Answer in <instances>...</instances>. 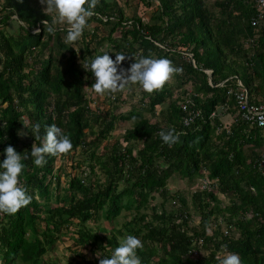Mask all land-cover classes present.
Wrapping results in <instances>:
<instances>
[{
    "label": "trees",
    "instance_id": "16d2710c",
    "mask_svg": "<svg viewBox=\"0 0 264 264\" xmlns=\"http://www.w3.org/2000/svg\"><path fill=\"white\" fill-rule=\"evenodd\" d=\"M155 1L154 20L149 23L137 15L125 16L117 0H98L81 37L69 45L65 24H55V30L48 31L55 15H47L39 0H0L1 24H10V30L0 29V159L7 145L22 157L28 154L19 183L31 196V202L14 214L0 211L3 264H59L45 258L58 233L68 234L74 245L93 256L97 251L110 255L119 245L118 236L122 240L135 235L143 244L137 249L142 264H218L216 258L224 252L238 253L242 264H264V222L258 220L264 218V172L258 165L264 128H249L233 120L235 101L227 94L239 79L252 101L264 102L257 99L264 95V26L257 28L261 33L250 44L247 37L256 32L250 24L255 13L250 0ZM92 21L108 23L107 34L100 37L96 31L89 32ZM37 26L39 31L32 33ZM93 42L104 44V49L98 50ZM104 51L113 58L116 52H125L128 58L121 62L125 68L144 55L168 58L181 70L151 93L138 83L106 91L103 98L108 108L101 111V100L92 88L95 77L83 66ZM184 53L191 54L194 62ZM132 87L144 97L116 114L108 102L120 101ZM183 100L202 112L190 126L182 123L185 112L179 102ZM223 103L227 108L222 111ZM155 109L162 120L151 121L145 115V111L153 115ZM214 110L216 115L210 118ZM119 119L130 121L131 126L120 140H114L108 153L97 152ZM225 121L229 130L217 131ZM35 124L40 125L36 138L31 132ZM51 124L71 138L72 149L46 155V162L36 166L31 147L43 142ZM171 128L179 139L169 146L159 132ZM21 130L28 136L24 141L18 135ZM86 133L91 137L88 141ZM84 146L87 156L71 164L82 168L86 161L84 175L65 174L61 161ZM96 169L103 178L88 182V174ZM203 172L214 182L211 188L194 190L191 205L187 197L169 193L167 181L173 175L190 183ZM63 173L68 178L61 184ZM51 183L65 193H53ZM214 187L223 197L210 190ZM53 194L61 205H50ZM250 210L252 217H245ZM99 216L112 223L121 220V225L114 224L111 230L85 226ZM194 216L198 224L191 223ZM226 221L239 231L237 237L223 232ZM75 222L77 229L71 230ZM211 222L215 228L209 233ZM199 239L206 253L197 252L194 257ZM77 256L80 261L67 263L99 264L100 258Z\"/></svg>",
    "mask_w": 264,
    "mask_h": 264
},
{
    "label": "clouds",
    "instance_id": "9594fccd",
    "mask_svg": "<svg viewBox=\"0 0 264 264\" xmlns=\"http://www.w3.org/2000/svg\"><path fill=\"white\" fill-rule=\"evenodd\" d=\"M97 2L98 0H42V3L46 5L44 8L45 13L47 15L55 14L54 20L49 24L48 31L53 32L55 24H65L67 26L65 42L71 45L72 42L81 37L88 18L94 15ZM14 17L16 18V16ZM38 31V26L32 29V33ZM127 58L128 56L125 52H116L113 58L109 55V51H104L103 54L89 59L83 67L95 77L92 88L96 93L115 92L130 83H138L144 91L151 93L160 89L172 73L181 70L174 67L168 58H153L144 55H141L138 59L134 57V62L128 68H125L121 65V62ZM143 97V93H137L132 102L137 105ZM39 130V124L33 125L31 132L36 134L35 138L39 136ZM159 136L169 146L179 139V133L174 128L167 131L161 130ZM72 146L71 138L59 126L51 124L46 129L43 142L39 145H32L30 154L34 158V165L42 166L46 162V155L67 153L72 149ZM3 152L4 158L0 159V211L14 214L21 207L31 202V196L27 189L19 183L20 174L25 167L22 161L27 159L28 154L26 153L22 157L20 152L12 145H7ZM204 175L207 176L205 172H203L202 177ZM198 180L193 181L196 186ZM197 188L198 191H202L199 187ZM214 192L217 193V191ZM223 225L226 226L225 230L227 233L233 234L234 228L231 223L226 221ZM197 242L201 244L198 249L199 255H203L205 251L202 249V239ZM142 247L143 244L139 237L128 234L119 242L117 247L110 251V255L104 252L106 256L101 251H97L94 258H100L99 264H142L141 257L137 254V249ZM107 249L109 250L110 248L107 247ZM159 252L162 253L161 251ZM216 259L218 264H242L241 257L235 252H227L224 255L217 256Z\"/></svg>",
    "mask_w": 264,
    "mask_h": 264
},
{
    "label": "rangeland",
    "instance_id": "374dc122",
    "mask_svg": "<svg viewBox=\"0 0 264 264\" xmlns=\"http://www.w3.org/2000/svg\"><path fill=\"white\" fill-rule=\"evenodd\" d=\"M40 3L43 5L44 3H42V0H39ZM119 5L122 7L125 16L127 17H131L134 15L140 16L143 20H145L146 22L152 23L153 22V18L152 16L154 15L153 11L155 9V6H157V1L155 0H117ZM146 2H149V4H147ZM210 4H212L213 2L210 1ZM46 7V5L44 6V8ZM0 13H1V9H0ZM54 14V13H52ZM55 15V14H54ZM15 18V17H14ZM88 25H92V26H88V30L89 32H91V30L96 31L97 35L102 37V35H106L107 32L109 31V24H103L100 22H96V21H92L90 22V24ZM97 27L96 30H94L93 28ZM0 28H4V29H9L10 30V24L5 25L3 24ZM35 31V30H33ZM119 35V32L115 34V36ZM93 46H95L98 50L102 51L104 49V44H95V42L92 43ZM170 80V78H169ZM134 86V85H133ZM90 91V90H89ZM138 88L132 87V92L126 94V96L123 97V99H120V101L115 102L114 104L109 103V108L115 110L116 112H126L127 110H129L132 106H134V104L132 103V100L134 99V97L136 96ZM106 94H97V98L98 101L101 100L100 107L102 108L101 111H104L105 109L108 108V105L105 103L104 100V95ZM91 107L94 108L95 104L92 103ZM118 114V113H116ZM147 116H150L151 114L149 112H146ZM157 117H160L159 114L157 115ZM228 118H226L227 120ZM131 126V122L127 121V120H117V122L115 123V128L112 130V132L110 133V136L107 140H103L101 142V144L96 148L97 152H106L108 153L109 149L111 148V144L114 143V140L117 139H121L124 131L126 130V128H129ZM98 126L94 127L95 129H97ZM24 130H21L18 132L19 138L20 140H26L27 139V134H25L23 132ZM91 137L88 135V133H86V140H90ZM105 145H109L106 151L103 150ZM90 152V150H89ZM104 152V153H105ZM88 154V147L84 146V148H78L76 149L73 153H70L69 156H66L65 159H63L61 162L64 163V169L63 172L65 174H69L70 176H76V177H81V175H84V173H82L83 170L87 169L86 165L87 162L84 161L82 163V168L81 167H77V166H71L72 161L74 163L82 160L83 156H87ZM60 163L59 160L56 161V166ZM96 173H92L90 172L89 174L87 173V170L85 171V173L88 174V182H95L99 179L103 178V174L98 171V169H96L95 171ZM62 174V183H64L65 179H67L68 177L65 174ZM199 177H196L193 181L198 180ZM85 181V180H84ZM190 182L188 183L185 179H183L182 177H179L178 175H173L172 177H170L167 181V188L169 190V193L171 194H181L184 197H187V201L188 204H190V197H191V193L194 190H198L197 186L195 185V182L193 183ZM87 182V180L85 181ZM193 183V184H192ZM62 186V185H61ZM50 188L52 189V192L56 194L58 193L59 196H62L65 193V190H63L62 188L60 189H56L55 190V185L54 183L50 184ZM120 188V187H119ZM54 194L50 195V205L56 207L57 205H61L62 201L60 202H55L54 201ZM218 197H223L222 194H218ZM39 199H43L42 197L39 196ZM225 202L226 199L222 198ZM44 200V199H43ZM171 202V201H170ZM191 206H188L187 208L190 209ZM247 218H249L247 216ZM121 220H119V222L117 223L116 220H113V223L110 220H104L102 216L97 217V219L95 221H89L87 223H85V226L88 227H92L93 229L98 230L99 227L101 228H105L106 230H111L112 226L115 224L117 227H119L121 225ZM192 224H198V216H194L192 218L191 221ZM74 227L77 229V223L75 222L74 224L70 225L71 230L74 229ZM211 227L215 228V224H213V222L210 223L207 232L211 233L212 229ZM226 226L223 225L222 230H225ZM65 228H63L62 230H64ZM239 235V231H235L233 230V236L237 237ZM117 238H119L121 241L120 236H118ZM77 253H82L85 254V257L88 258V260H92L94 258L93 254L89 253V251H85V250H80V246H76L74 245V241L72 240V238L68 235H64V234H57V238L56 241L54 243V248L50 251H48L45 254V258H50V259H56L59 264H68L67 262L71 260L72 263H77L78 261H80V258L77 256ZM205 252H203L204 254ZM227 252H224V254H226ZM88 256V257H87ZM57 263V262H56ZM0 264H3V259L2 257H0ZM18 264V263H17ZM19 264H21L19 262Z\"/></svg>",
    "mask_w": 264,
    "mask_h": 264
},
{
    "label": "built area",
    "instance_id": "2783aa9c",
    "mask_svg": "<svg viewBox=\"0 0 264 264\" xmlns=\"http://www.w3.org/2000/svg\"><path fill=\"white\" fill-rule=\"evenodd\" d=\"M254 7H255V13L250 18V24L252 27L256 28V32L253 36L249 38L250 44H254L256 37L259 35V32H257V28L260 26H264V0H254ZM1 20V17H0ZM157 44V43H156ZM184 56L186 58H190L192 62V55L189 53H184ZM206 73L210 74V70H206ZM227 94L229 95V98H233L235 101V117L233 116L232 119L242 121L243 123L247 124L249 128H264V103H258L255 101H252L249 97V93L246 89V87L243 85V83L237 79L236 87L235 88H229L227 90ZM181 109L185 112V115L182 118V123L185 126H190L196 118L202 117L201 109L194 106L193 102L190 100H183L179 102ZM227 108V104L223 103L220 106V109L223 111ZM216 115V111L214 110L210 114V118L214 117ZM225 129L226 131L229 130V126L227 125V122L221 123L220 126L217 127V131ZM259 167L264 172V156L260 157L259 160ZM214 182L213 179H209L206 175H204L202 178L198 180L197 187H199L200 190L211 188V184ZM253 189V188H252ZM216 191V188L210 189ZM252 211H248L245 213V217H252ZM259 221L264 222V218L259 217ZM227 233V231H224ZM199 247H201V244L199 243ZM199 250H193L192 253L194 256H197Z\"/></svg>",
    "mask_w": 264,
    "mask_h": 264
},
{
    "label": "crops",
    "instance_id": "0c3cea01",
    "mask_svg": "<svg viewBox=\"0 0 264 264\" xmlns=\"http://www.w3.org/2000/svg\"><path fill=\"white\" fill-rule=\"evenodd\" d=\"M252 2V4L254 3V0H250ZM261 31L259 30V35H260ZM252 35L248 36L247 38H250ZM173 83H175V80H172ZM257 99L264 101V95H258ZM264 103V102H263ZM157 109V107H156ZM155 109L154 114L150 115L149 118L151 121H157V120H162V117H157V115L160 113L158 112V110ZM147 116V115H146ZM148 117V116H147ZM226 122V121H225ZM257 138V137H256ZM260 143H261V147H260V151L262 152V156H264V129L260 131Z\"/></svg>",
    "mask_w": 264,
    "mask_h": 264
}]
</instances>
